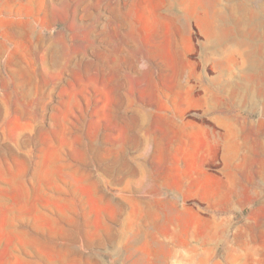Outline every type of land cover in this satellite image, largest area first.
Instances as JSON below:
<instances>
[{
  "label": "rangeland",
  "instance_id": "rangeland-1",
  "mask_svg": "<svg viewBox=\"0 0 264 264\" xmlns=\"http://www.w3.org/2000/svg\"><path fill=\"white\" fill-rule=\"evenodd\" d=\"M0 264H264V0H0Z\"/></svg>",
  "mask_w": 264,
  "mask_h": 264
},
{
  "label": "crops",
  "instance_id": "crops-1",
  "mask_svg": "<svg viewBox=\"0 0 264 264\" xmlns=\"http://www.w3.org/2000/svg\"><path fill=\"white\" fill-rule=\"evenodd\" d=\"M208 100L209 102H204L203 104H205L206 106H208V109H212V110H215V109H218L219 108V106L221 105L220 103H219V101H218V99H216L215 97H210V96H208V97H206L205 98V100ZM212 100H214L213 102H212ZM218 103V104H217ZM221 107H223V106H221Z\"/></svg>",
  "mask_w": 264,
  "mask_h": 264
},
{
  "label": "bare ground",
  "instance_id": "bare-ground-1",
  "mask_svg": "<svg viewBox=\"0 0 264 264\" xmlns=\"http://www.w3.org/2000/svg\"><path fill=\"white\" fill-rule=\"evenodd\" d=\"M213 101H214V100H212V102H213ZM202 102H203V103H204V102H206V103H207V102H209V101H208L207 99H206V100H205V99H203V100H202Z\"/></svg>",
  "mask_w": 264,
  "mask_h": 264
}]
</instances>
